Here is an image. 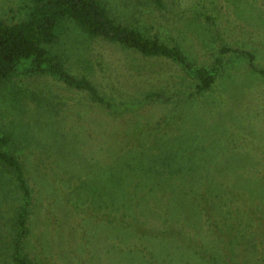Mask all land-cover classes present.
Instances as JSON below:
<instances>
[{"label": "rangeland", "instance_id": "1", "mask_svg": "<svg viewBox=\"0 0 264 264\" xmlns=\"http://www.w3.org/2000/svg\"><path fill=\"white\" fill-rule=\"evenodd\" d=\"M102 2L116 22L155 34L190 65L220 58L219 73L197 93L173 62L63 20L49 50L111 106L49 75L0 80V134L29 189L22 253L34 264H243V253L227 250L251 249L245 239L264 223V76L220 48L264 67V0ZM21 5L0 0V18L17 20ZM21 203L0 166V264H13Z\"/></svg>", "mask_w": 264, "mask_h": 264}, {"label": "trees", "instance_id": "2", "mask_svg": "<svg viewBox=\"0 0 264 264\" xmlns=\"http://www.w3.org/2000/svg\"><path fill=\"white\" fill-rule=\"evenodd\" d=\"M150 1L157 7L163 6V0ZM21 10V17L15 21L5 22L0 18V80L49 75L67 87L88 93L93 101L111 106L86 75L71 73L64 66L59 55L49 50L48 45L57 40L61 33L62 21L65 19L72 20L90 36H99L107 41L115 42L143 57L158 56L173 62L192 75L197 93L206 90L219 73L220 58L217 57L209 67L190 65L178 48L161 42L155 34L144 35L134 27L116 22L107 14L102 0H22ZM220 50L221 52L231 50L247 56L249 66L264 76V67H255L252 64L251 53L227 47H221ZM145 94L152 98H167L160 91ZM7 140L6 135L0 134V166L12 172L22 191V203L17 212L11 236V262L34 264L22 253V243L27 234L29 189L25 184L18 160L6 150ZM190 197L194 203L196 202L197 207L201 205L202 209L208 213L206 204H203L201 198H193L192 195ZM151 208V212H156L155 207ZM168 210L171 213L170 205L166 211ZM258 224L261 227L257 235L248 233V239L243 238L248 241V245L251 244V249L236 250L240 245L234 243L235 246L228 247L227 258L237 251L243 253L245 257L243 264H264V223ZM210 259L212 264H238L233 258L225 263L216 262V256L214 258L211 256Z\"/></svg>", "mask_w": 264, "mask_h": 264}]
</instances>
